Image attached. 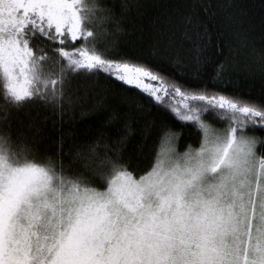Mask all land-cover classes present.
<instances>
[{
  "label": "snow or ice",
  "instance_id": "1",
  "mask_svg": "<svg viewBox=\"0 0 264 264\" xmlns=\"http://www.w3.org/2000/svg\"><path fill=\"white\" fill-rule=\"evenodd\" d=\"M109 23L120 31L98 0H0V264H264V136L250 134L264 131V99L228 91L192 11L183 59L157 38L101 46ZM85 77L133 93L154 136L143 168L123 152L130 119L118 141L86 149L63 134L41 149L14 123L33 103L62 116Z\"/></svg>",
  "mask_w": 264,
  "mask_h": 264
},
{
  "label": "trees",
  "instance_id": "2",
  "mask_svg": "<svg viewBox=\"0 0 264 264\" xmlns=\"http://www.w3.org/2000/svg\"><path fill=\"white\" fill-rule=\"evenodd\" d=\"M110 8L118 22L109 23V35L101 32L97 40L101 46L112 43L122 50L131 49L157 38L159 50L178 51L180 57L194 55L186 51L193 47L185 36L182 17L189 11L193 18L206 24L210 32L208 50L216 56V63L225 62L224 76L231 82L230 93L253 100L264 99V0H98ZM125 5L127 7H125ZM194 5V10L193 6ZM160 29L158 33L156 30ZM188 33L195 39L193 29ZM219 46L220 51L215 52ZM215 65L208 68L211 73ZM73 106L57 116L41 103L25 105L15 114L14 123L24 128L31 138L33 133L43 149L51 146L63 134L65 148L69 145L86 149L99 139L109 144L125 135L123 124L131 120L132 133L123 144V152L133 167L143 168L148 163L149 148L154 141L147 118L137 119L129 107L133 93L123 92L119 85L104 78H77L71 85ZM115 114V119L109 117ZM56 122L55 124L53 122ZM29 125L32 127L29 128ZM38 130V131H37ZM175 131L184 129L175 124ZM250 134L264 136V131ZM191 143L197 146V136H184L178 150L184 151ZM103 151V148H100ZM258 155L261 149L257 148Z\"/></svg>",
  "mask_w": 264,
  "mask_h": 264
},
{
  "label": "rangeland",
  "instance_id": "3",
  "mask_svg": "<svg viewBox=\"0 0 264 264\" xmlns=\"http://www.w3.org/2000/svg\"><path fill=\"white\" fill-rule=\"evenodd\" d=\"M179 151V150H178ZM258 154V153H257Z\"/></svg>",
  "mask_w": 264,
  "mask_h": 264
}]
</instances>
